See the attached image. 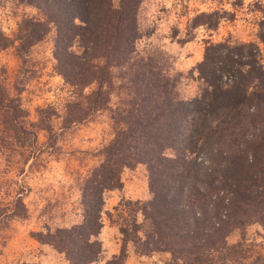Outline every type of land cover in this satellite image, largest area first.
<instances>
[{
    "label": "trees",
    "instance_id": "16d2710c",
    "mask_svg": "<svg viewBox=\"0 0 264 264\" xmlns=\"http://www.w3.org/2000/svg\"><path fill=\"white\" fill-rule=\"evenodd\" d=\"M4 1L38 12L23 16L13 35L0 30V50L12 49L20 63L15 83L6 70L0 73V156L8 167L21 175L45 168L62 153V135L102 112L112 130L100 162L80 178L82 221L33 236L69 264H96L105 251L106 192L121 190L125 168L142 164L151 198L124 202L131 217L120 223L123 245L104 264H125L129 242L142 254L170 253V264H264V242L248 237L251 225L264 231V61L258 43L208 42L197 65L204 86L185 99L182 73L172 72L168 55L138 47L141 0L119 6L112 0ZM253 6L264 13L260 0ZM235 15L203 11L190 27L216 29ZM53 30L54 70L71 95L62 108L38 106L32 117L21 93L42 71L33 48ZM258 37L264 42V17ZM26 191L19 180L0 183V233L28 218Z\"/></svg>",
    "mask_w": 264,
    "mask_h": 264
},
{
    "label": "rangeland",
    "instance_id": "374dc122",
    "mask_svg": "<svg viewBox=\"0 0 264 264\" xmlns=\"http://www.w3.org/2000/svg\"><path fill=\"white\" fill-rule=\"evenodd\" d=\"M112 1L119 6L121 0ZM141 1L138 20L143 36L138 47L151 52L161 50L168 55L172 72L182 73L179 90L185 99L198 96L204 86L197 65L204 58L208 42L226 39L256 42L264 61V42L258 37V23L264 13L253 6L257 0H242V5H234L238 0ZM260 1L264 4V0ZM220 9L233 11L236 15L233 19H223L216 29L205 25L190 27L191 19L196 14ZM25 15L37 16L38 12L30 6L18 7L12 2L0 0V30L6 34L13 35L18 22ZM54 38L53 30L32 50L33 58L42 63V71L40 76L31 78L21 93L23 105L32 117H35L38 106L54 104L62 108L71 95L70 87L54 70ZM19 64L12 49L0 50V73L6 70L11 84L16 82ZM40 138L45 140L43 135ZM111 138L108 114L102 112L94 120L62 135L59 140L62 153L50 157L47 166L41 170L18 174L0 156V183L9 179L23 182L27 186L24 201L29 210L28 218L13 221L9 229L0 233V264H69L63 253L39 242L33 232L46 231L47 227L52 230L70 227L82 221L80 178L100 162V151ZM122 180L124 186L121 190L108 191L105 195V226L100 235L105 251L96 264H104L122 248L120 223L123 218L131 217L124 202L151 198L149 173L145 165L125 168ZM107 212L112 214L111 218ZM138 218L142 220L141 212ZM248 237L264 242V231L259 225H251ZM238 238L235 235L230 240L236 241ZM171 260L168 252L139 253L129 242L125 264H170Z\"/></svg>",
    "mask_w": 264,
    "mask_h": 264
}]
</instances>
